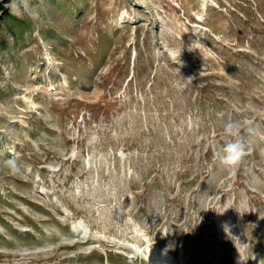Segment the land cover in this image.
Returning <instances> with one entry per match:
<instances>
[{"label": "rangeland", "instance_id": "374dc122", "mask_svg": "<svg viewBox=\"0 0 264 264\" xmlns=\"http://www.w3.org/2000/svg\"><path fill=\"white\" fill-rule=\"evenodd\" d=\"M146 259L264 264V0H0V264Z\"/></svg>", "mask_w": 264, "mask_h": 264}, {"label": "clouds", "instance_id": "9594fccd", "mask_svg": "<svg viewBox=\"0 0 264 264\" xmlns=\"http://www.w3.org/2000/svg\"><path fill=\"white\" fill-rule=\"evenodd\" d=\"M226 135L234 139L227 142L218 150L219 162L229 170L239 166L246 154V146L240 139V126L236 121H229L224 125ZM7 165L13 172L19 171V165L14 159L8 160Z\"/></svg>", "mask_w": 264, "mask_h": 264}, {"label": "bare ground", "instance_id": "6f19581e", "mask_svg": "<svg viewBox=\"0 0 264 264\" xmlns=\"http://www.w3.org/2000/svg\"><path fill=\"white\" fill-rule=\"evenodd\" d=\"M154 264H157V262L154 261Z\"/></svg>", "mask_w": 264, "mask_h": 264}]
</instances>
